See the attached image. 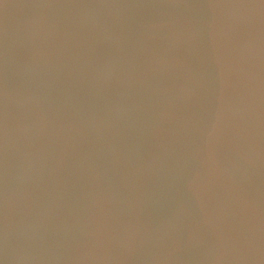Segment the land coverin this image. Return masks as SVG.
<instances>
[{"label": "water", "instance_id": "obj_1", "mask_svg": "<svg viewBox=\"0 0 264 264\" xmlns=\"http://www.w3.org/2000/svg\"><path fill=\"white\" fill-rule=\"evenodd\" d=\"M0 264H264V0H0Z\"/></svg>", "mask_w": 264, "mask_h": 264}]
</instances>
